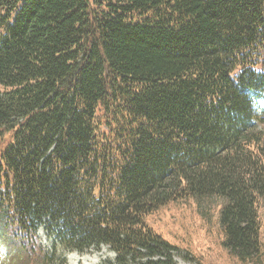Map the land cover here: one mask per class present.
Instances as JSON below:
<instances>
[{
	"label": "trees",
	"instance_id": "16d2710c",
	"mask_svg": "<svg viewBox=\"0 0 264 264\" xmlns=\"http://www.w3.org/2000/svg\"><path fill=\"white\" fill-rule=\"evenodd\" d=\"M261 101L264 0H0L12 264H64L57 244L102 242L116 264H176L187 249L145 219L185 196L220 198L222 246L258 264ZM37 225L47 251L30 239Z\"/></svg>",
	"mask_w": 264,
	"mask_h": 264
},
{
	"label": "rangeland",
	"instance_id": "374dc122",
	"mask_svg": "<svg viewBox=\"0 0 264 264\" xmlns=\"http://www.w3.org/2000/svg\"><path fill=\"white\" fill-rule=\"evenodd\" d=\"M6 140L5 137L3 141ZM222 202L220 198H208L198 204L192 197L185 196L155 209L145 221L171 243L189 251L184 257V250H174L172 254L176 264H254L239 261L222 246L223 234L217 223ZM258 213L262 254L256 262L264 264V217L261 208ZM78 259L83 264H90L95 257L80 256Z\"/></svg>",
	"mask_w": 264,
	"mask_h": 264
},
{
	"label": "clouds",
	"instance_id": "9594fccd",
	"mask_svg": "<svg viewBox=\"0 0 264 264\" xmlns=\"http://www.w3.org/2000/svg\"><path fill=\"white\" fill-rule=\"evenodd\" d=\"M33 245L38 249L47 251L51 247L52 237L49 235L48 230L43 225H37L33 230L31 237ZM57 256L61 257L64 264H83L78 258L80 256H93L90 264H105L110 261L111 264H116L117 251L111 247L110 242H102L99 247L95 244L89 246L86 250L80 251L75 248H68L63 244H57L55 249ZM101 252L104 254L101 255ZM13 249L6 239L0 238V264H12L11 257ZM76 257V259H74Z\"/></svg>",
	"mask_w": 264,
	"mask_h": 264
},
{
	"label": "bare ground",
	"instance_id": "6f19581e",
	"mask_svg": "<svg viewBox=\"0 0 264 264\" xmlns=\"http://www.w3.org/2000/svg\"><path fill=\"white\" fill-rule=\"evenodd\" d=\"M100 202V201H99ZM171 249V248H170ZM188 253V252H187Z\"/></svg>",
	"mask_w": 264,
	"mask_h": 264
}]
</instances>
